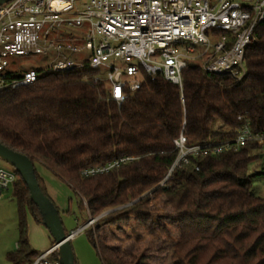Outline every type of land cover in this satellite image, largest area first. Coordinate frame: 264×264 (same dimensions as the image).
Wrapping results in <instances>:
<instances>
[{
	"label": "trees",
	"instance_id": "trees-1",
	"mask_svg": "<svg viewBox=\"0 0 264 264\" xmlns=\"http://www.w3.org/2000/svg\"><path fill=\"white\" fill-rule=\"evenodd\" d=\"M255 35L243 80L192 65L183 92L161 76L146 77L121 105L109 99L105 84L94 82L93 72L45 74L32 86L0 93V140L68 184L91 219L112 211L86 229L103 264H151L159 238L177 264H264V197L252 186L264 168L250 172L258 146L192 160L166 180L182 132L189 145L226 140L246 124L264 134V23ZM127 157L135 160L82 176ZM14 173L19 240L7 259L32 264L40 253L29 241V216L43 223ZM36 177L48 196L37 170Z\"/></svg>",
	"mask_w": 264,
	"mask_h": 264
},
{
	"label": "built area",
	"instance_id": "built-area-1",
	"mask_svg": "<svg viewBox=\"0 0 264 264\" xmlns=\"http://www.w3.org/2000/svg\"><path fill=\"white\" fill-rule=\"evenodd\" d=\"M262 23L264 0H12L0 7V93L32 86L45 74L93 72L94 82L105 84L109 99L121 105L146 77L161 76L183 92V75L192 65L241 81L247 49ZM31 57H46V66L24 70L20 61ZM174 144L177 158L167 179L192 160L239 153L253 144L264 156V134L248 124L223 141L189 145L182 132ZM134 160L122 158L82 176ZM15 180V173L0 170V200ZM56 253L52 246L32 264H61Z\"/></svg>",
	"mask_w": 264,
	"mask_h": 264
},
{
	"label": "rangeland",
	"instance_id": "rangeland-1",
	"mask_svg": "<svg viewBox=\"0 0 264 264\" xmlns=\"http://www.w3.org/2000/svg\"><path fill=\"white\" fill-rule=\"evenodd\" d=\"M47 61L48 59L46 57H31L22 59L20 63L22 64L21 66H23V69L28 71L31 69H42L44 66H46ZM263 163L264 156L261 151L259 160L250 166V172L253 174L262 171ZM35 168L36 170H40L39 163L35 164ZM0 170H4L5 172L10 174L14 173L15 171L13 167H11L1 159ZM252 186L257 195H259L260 197H264V175L256 177L253 180ZM55 190L56 192H58V200L62 202V206H64L63 210L65 211L59 212L66 231L72 233L82 227H85V230L73 237L71 240V245L76 256V264H103L98 251L88 239L86 229L89 230L91 228H94L96 224L95 222L89 224L90 222H92L91 220L94 219L95 221H98V219L104 217L102 216L103 214L108 213L109 211L102 213L97 218L91 219L87 210L81 209L80 198L75 194V192L68 184L60 180L58 189L56 187ZM156 208L159 209L161 211L160 213L163 215L169 214V211L161 205H157ZM15 209H17V202L13 197V188L10 187L7 191L4 192L3 198L0 200V253L8 246L7 244L9 243L11 238H14V240L15 238H18V230L15 228V225L10 218V212L14 211ZM156 217L157 214H154V218ZM28 224L29 236L32 235L31 240L34 250L38 253L44 252L51 245L49 234L37 223L35 225L34 223ZM172 255V251L169 249L168 245L164 243L163 238H159L154 246V249L151 252L150 263L177 264L172 259Z\"/></svg>",
	"mask_w": 264,
	"mask_h": 264
},
{
	"label": "water",
	"instance_id": "water-1",
	"mask_svg": "<svg viewBox=\"0 0 264 264\" xmlns=\"http://www.w3.org/2000/svg\"><path fill=\"white\" fill-rule=\"evenodd\" d=\"M11 1L0 0V7ZM0 159L13 167L28 187L31 201L38 208L43 226L54 241L61 264H76V256L71 245L73 234L67 233L58 208L50 197L42 191L36 177V168L33 161L26 154L7 146L1 140ZM110 212L112 211L102 216H106Z\"/></svg>",
	"mask_w": 264,
	"mask_h": 264
},
{
	"label": "crops",
	"instance_id": "crops-1",
	"mask_svg": "<svg viewBox=\"0 0 264 264\" xmlns=\"http://www.w3.org/2000/svg\"><path fill=\"white\" fill-rule=\"evenodd\" d=\"M39 167H40V170H37V173H38V175L40 176V178L44 182V185H45L46 191L48 193V196L53 201V203L58 208V210L60 212H64L65 211V210H63L64 209V206H62V202H60L58 200V192H56V190H55L56 187L58 189V186L60 184V180L61 179L59 180L57 176H55L52 172H50L43 165L39 164ZM263 168H264V163L262 164V169ZM10 218H11L12 222L14 223L15 228L18 230V209H15L14 211H11L10 212ZM28 220H29L28 221L29 223H32V224L34 223V225L36 224V222L34 221V219L31 216H29V219ZM41 227L43 229H45L43 226H41ZM17 233H18V238H15V240H14V238H11V240L7 244L8 246L0 253V264H12L11 262L8 261L7 254L10 253V252L15 251L17 249L18 240H19V230L17 231ZM47 233L49 234V240H50V243H51V245L49 246V248H51L54 245L52 243V238L50 237V233L48 231H47ZM31 236H29V241H30L31 246L33 247V243H32V240H31ZM33 249H34V247H33ZM48 249H46V250H48Z\"/></svg>",
	"mask_w": 264,
	"mask_h": 264
},
{
	"label": "snow or ice",
	"instance_id": "snow-or-ice-1",
	"mask_svg": "<svg viewBox=\"0 0 264 264\" xmlns=\"http://www.w3.org/2000/svg\"><path fill=\"white\" fill-rule=\"evenodd\" d=\"M117 95H119V90H117Z\"/></svg>",
	"mask_w": 264,
	"mask_h": 264
}]
</instances>
